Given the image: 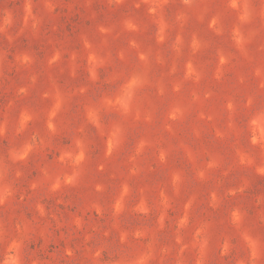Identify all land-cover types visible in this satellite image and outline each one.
Returning <instances> with one entry per match:
<instances>
[{
    "label": "rangeland",
    "instance_id": "rangeland-1",
    "mask_svg": "<svg viewBox=\"0 0 264 264\" xmlns=\"http://www.w3.org/2000/svg\"><path fill=\"white\" fill-rule=\"evenodd\" d=\"M0 264H264V0H0Z\"/></svg>",
    "mask_w": 264,
    "mask_h": 264
}]
</instances>
